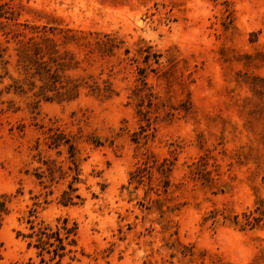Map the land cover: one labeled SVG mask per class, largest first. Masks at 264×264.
<instances>
[{"label": "rangeland", "instance_id": "obj_1", "mask_svg": "<svg viewBox=\"0 0 264 264\" xmlns=\"http://www.w3.org/2000/svg\"><path fill=\"white\" fill-rule=\"evenodd\" d=\"M0 15V264H29L31 225L66 220L64 264H264V0Z\"/></svg>", "mask_w": 264, "mask_h": 264}, {"label": "trees", "instance_id": "obj_2", "mask_svg": "<svg viewBox=\"0 0 264 264\" xmlns=\"http://www.w3.org/2000/svg\"><path fill=\"white\" fill-rule=\"evenodd\" d=\"M1 17L2 16L0 15V18ZM30 42H32V45H30L29 48H32L34 45L43 44L41 42L47 43L50 46H53V48L57 46V42L51 38H44L41 42H36L35 39L32 38ZM36 48L39 49L40 47ZM61 89L66 88L62 87ZM79 89V85L74 86L72 89L67 90L64 95L67 96L71 93L78 92ZM63 143L67 145L70 143L69 140H66L65 135L54 141V147L58 148L62 146ZM139 170L140 169L136 171V175H132V178L142 181V178L138 176ZM64 197L67 199V204H70V201L73 199L71 194L65 192ZM4 213H7V202L5 200L0 201V215ZM68 225V220H66L62 227L53 230L49 226L38 227L32 224L30 227L32 232L26 237L30 239L28 249L35 250V258H31L29 264H64L67 257L75 254L76 251L74 250V247L76 246L75 236L77 227H69ZM74 259V256L71 257V260Z\"/></svg>", "mask_w": 264, "mask_h": 264}]
</instances>
